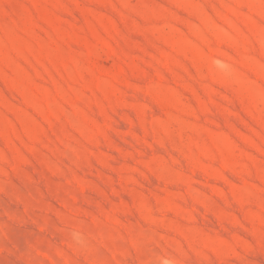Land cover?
Returning <instances> with one entry per match:
<instances>
[{"label":"rangeland","instance_id":"374dc122","mask_svg":"<svg viewBox=\"0 0 264 264\" xmlns=\"http://www.w3.org/2000/svg\"><path fill=\"white\" fill-rule=\"evenodd\" d=\"M0 264H264V0H0Z\"/></svg>","mask_w":264,"mask_h":264}]
</instances>
